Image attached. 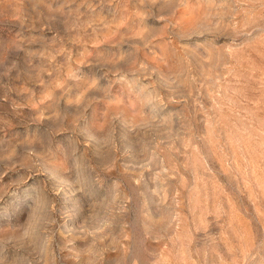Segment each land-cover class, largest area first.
Returning a JSON list of instances; mask_svg holds the SVG:
<instances>
[{"label": "rangeland", "instance_id": "rangeland-1", "mask_svg": "<svg viewBox=\"0 0 264 264\" xmlns=\"http://www.w3.org/2000/svg\"><path fill=\"white\" fill-rule=\"evenodd\" d=\"M0 264H264V0H0Z\"/></svg>", "mask_w": 264, "mask_h": 264}]
</instances>
